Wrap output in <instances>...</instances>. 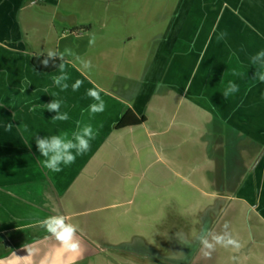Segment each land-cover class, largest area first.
<instances>
[{
	"label": "crops",
	"instance_id": "obj_1",
	"mask_svg": "<svg viewBox=\"0 0 264 264\" xmlns=\"http://www.w3.org/2000/svg\"><path fill=\"white\" fill-rule=\"evenodd\" d=\"M112 1L0 0V262L14 252L20 264H264L263 101L247 95L262 85L249 57L264 49V0H181L175 32L163 33L158 16L129 32L132 18L105 15ZM77 5L94 13L80 17ZM188 29L189 48H166ZM152 39L158 62L141 42ZM66 48L75 55L61 91L58 69L31 59ZM228 80L240 91L225 99ZM89 89L104 112H88ZM52 99L67 121L52 120ZM127 110L144 121L115 129ZM78 123L96 131L90 150L60 172L44 168L34 137ZM50 216L76 227L77 252L42 225Z\"/></svg>",
	"mask_w": 264,
	"mask_h": 264
},
{
	"label": "clouds",
	"instance_id": "obj_2",
	"mask_svg": "<svg viewBox=\"0 0 264 264\" xmlns=\"http://www.w3.org/2000/svg\"><path fill=\"white\" fill-rule=\"evenodd\" d=\"M33 6H35L36 0H31ZM226 33H221L218 39H223ZM90 44L95 43V36L93 35L89 40ZM65 55H75L70 49H64L63 51H56L49 49L46 56L40 60V66L48 68L50 66L56 67L59 71V75L52 77L55 86L59 87L61 91L68 88L66 81L69 79L65 71L64 57ZM79 59V57H78ZM61 61L60 63L50 64V62ZM249 63L252 68L255 69L251 80L264 84V49L254 53L249 57ZM87 66V65H85ZM233 77H241L242 73L233 69L231 71ZM80 82L73 85V90H77ZM240 91L239 85L234 80H228L226 86L223 89L222 96L227 99L236 95ZM87 95L91 97L94 103L88 106V112L91 115H97L105 111V103L100 96V92L96 89H89ZM62 102L58 99H52L47 105H45L48 112L55 113L52 117L54 121H67L69 115L67 112H61ZM12 128L11 124L7 125L6 130ZM27 131V127L25 126ZM96 131L91 124H84L80 126L78 123V130L71 135L68 133H60L57 135L39 137L35 136V145L40 154L41 164L44 168L52 172L62 171L63 166H69L73 164L77 156H81L88 152L91 148V141L95 139ZM46 230L58 240L66 251L77 252L79 245L75 242L74 237L76 234V227L66 222L63 216H50L41 222ZM27 248V245H25ZM27 257L20 258L16 254L12 253V258L8 260V264H20L21 260ZM2 264V262H0Z\"/></svg>",
	"mask_w": 264,
	"mask_h": 264
},
{
	"label": "rangeland",
	"instance_id": "obj_3",
	"mask_svg": "<svg viewBox=\"0 0 264 264\" xmlns=\"http://www.w3.org/2000/svg\"><path fill=\"white\" fill-rule=\"evenodd\" d=\"M102 1H105V0H102ZM179 1H181V0H118V1L113 0L111 2V7H109V9H111L110 13H108V14L105 13V15H109V14L113 15L114 19L113 18L112 19L114 20V22H117V20H119L118 18H129V19L132 18L134 23H132V20L130 21L131 24L128 26V31L129 32L133 31L135 33H138L139 30L147 27L146 24H144L142 22L141 23L137 22V20H139V18L145 19V20L151 18L153 21L154 19H156L155 17L158 16L159 19H161L160 21L165 20L164 21L165 23H163V24L160 23L159 28H158V25H156L155 27H157V29L155 31H159L160 33H163L164 31L165 32L167 31L169 26H172V29L169 31L175 32V28L177 25L172 24V22L174 19L173 17L175 15V12L179 11L178 10ZM77 4H79V3H77ZM179 7H180V5H179ZM69 10H70V8H69ZM71 10L78 15H79L78 12L81 11L80 17L81 16L88 17L90 15L89 11L91 13L92 12L94 13V9L90 8L88 10V8L85 9V8L78 7V5L74 6ZM32 11L35 14L36 9H32ZM30 13H32V12H30ZM183 14H184V12H183ZM192 14L196 15L194 9L189 13V16ZM194 17H197V16H194ZM169 23H171V24H169ZM111 26H113L112 27L113 31L114 30L117 31V29H115L117 26H118V28L123 29L120 24L119 25L118 24H112ZM153 26L154 25L152 24L151 29H150L151 32L154 31ZM187 26L189 28L191 25L190 26L187 25ZM23 28H24V26H23ZM183 35L185 36V39H188L189 38V29L186 32H184ZM141 42L143 44V49H144L145 53H147V55L149 56L147 60H150V61L153 60L154 62L157 61L156 55L158 52L159 43L161 41L159 42V41L152 39V40H144ZM172 43H180V44H183V47L189 48V39L188 40H182V41H180V40H177V41L170 40L169 41L168 40L165 43L166 48H169V45ZM161 44H162V42H161ZM173 56L174 55H171V56L168 55L167 59H171V58H173ZM146 62H148V61H146ZM168 62H169V60H168ZM247 95L249 98H252V99L254 97H261L262 98L263 105L260 107L261 109H258V110H261L263 112L262 113L263 116H262L260 125H261L262 131L264 133V84L256 85V86L252 85L251 87H248L247 88ZM249 105H251V104H249ZM248 109H250V107ZM250 116H251V112L249 113L248 117H250ZM248 123H249V120H248ZM250 123L254 124L255 120L253 119L252 121H250ZM263 144H264V137H263ZM184 187L186 188V186H184ZM183 191H185V189H183Z\"/></svg>",
	"mask_w": 264,
	"mask_h": 264
},
{
	"label": "trees",
	"instance_id": "obj_4",
	"mask_svg": "<svg viewBox=\"0 0 264 264\" xmlns=\"http://www.w3.org/2000/svg\"><path fill=\"white\" fill-rule=\"evenodd\" d=\"M45 55H34L31 59V64L32 66L41 72H51L53 71L56 67H48V68H43L40 66V60H42L44 58ZM60 61H54V62H50V64H54V63H59ZM144 121V118H136L135 115L127 110L126 112H124L121 117L119 118V121L115 124L114 128L115 129H120V128H124V127H128V126H136L141 124Z\"/></svg>",
	"mask_w": 264,
	"mask_h": 264
}]
</instances>
